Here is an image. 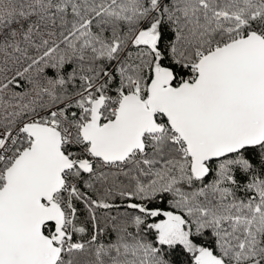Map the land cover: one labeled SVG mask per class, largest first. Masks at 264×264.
I'll list each match as a JSON object with an SVG mask.
<instances>
[{"label":"snow or ice","instance_id":"6c2138e0","mask_svg":"<svg viewBox=\"0 0 264 264\" xmlns=\"http://www.w3.org/2000/svg\"><path fill=\"white\" fill-rule=\"evenodd\" d=\"M0 264H264V0H0Z\"/></svg>","mask_w":264,"mask_h":264}]
</instances>
